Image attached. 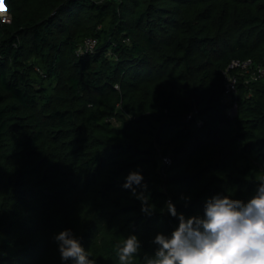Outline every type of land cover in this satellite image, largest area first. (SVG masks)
I'll return each instance as SVG.
<instances>
[{"label": "trees", "instance_id": "trees-1", "mask_svg": "<svg viewBox=\"0 0 264 264\" xmlns=\"http://www.w3.org/2000/svg\"><path fill=\"white\" fill-rule=\"evenodd\" d=\"M3 2L0 264H62L53 236L64 228L96 264H120L134 233L133 264H146L154 235L177 223L169 199L188 216L213 194H252L264 78L238 74L234 116L222 95L232 60L264 59V0ZM87 38L96 46L77 54ZM133 169L151 215L122 187Z\"/></svg>", "mask_w": 264, "mask_h": 264}, {"label": "clouds", "instance_id": "clouds-1", "mask_svg": "<svg viewBox=\"0 0 264 264\" xmlns=\"http://www.w3.org/2000/svg\"><path fill=\"white\" fill-rule=\"evenodd\" d=\"M122 187L141 202L142 212L153 214L155 204L140 170H129ZM165 204L177 223L170 233L154 235L156 247L146 264H264V177L247 199L216 193L206 198L201 213L185 216L172 200ZM53 239L62 264H96L71 228L55 233ZM141 250V241L131 233L117 246L116 255L120 264H133Z\"/></svg>", "mask_w": 264, "mask_h": 264}, {"label": "built area", "instance_id": "built-area-1", "mask_svg": "<svg viewBox=\"0 0 264 264\" xmlns=\"http://www.w3.org/2000/svg\"><path fill=\"white\" fill-rule=\"evenodd\" d=\"M5 9L0 7V25L3 23H10L11 15L7 10L6 6L3 5ZM96 39L87 38L84 45L78 48L77 54L83 51H91L96 46ZM226 81L223 89L222 101L226 103L227 113L230 116L236 114V96H237V82L238 74L246 73L249 79L256 80L264 78V59L262 62H255L252 59H234L232 60L228 68L226 69ZM171 159L168 156L162 157V164L169 165Z\"/></svg>", "mask_w": 264, "mask_h": 264}, {"label": "rangeland", "instance_id": "rangeland-1", "mask_svg": "<svg viewBox=\"0 0 264 264\" xmlns=\"http://www.w3.org/2000/svg\"><path fill=\"white\" fill-rule=\"evenodd\" d=\"M3 5H4L3 0H0V7H2L3 9H5V7Z\"/></svg>", "mask_w": 264, "mask_h": 264}]
</instances>
